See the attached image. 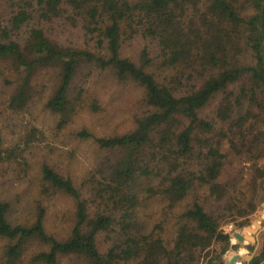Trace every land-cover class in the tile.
<instances>
[{
    "label": "trees",
    "instance_id": "obj_1",
    "mask_svg": "<svg viewBox=\"0 0 264 264\" xmlns=\"http://www.w3.org/2000/svg\"><path fill=\"white\" fill-rule=\"evenodd\" d=\"M95 70L138 91L132 126L77 130L90 166L76 178L44 160L26 218L0 196V264H211L264 188V0H0V174L32 170L38 104L68 134Z\"/></svg>",
    "mask_w": 264,
    "mask_h": 264
},
{
    "label": "rangeland",
    "instance_id": "obj_2",
    "mask_svg": "<svg viewBox=\"0 0 264 264\" xmlns=\"http://www.w3.org/2000/svg\"><path fill=\"white\" fill-rule=\"evenodd\" d=\"M87 73L86 76L81 78L79 85L85 82L89 93L85 96L73 123L70 125L69 130L65 135L54 137L51 131L53 116L38 104L32 110L33 124L36 125L43 137H40L41 148L34 149L32 158V170L26 174L19 170L15 175L0 174V196H10L15 208V216L24 219L26 215L31 213L35 208L36 200L38 198L36 186L31 184V180L26 178L27 175L37 176L38 170L44 160L57 167L64 173H71L76 178H80L85 169L90 166L89 159L92 156L93 143L89 139L77 137V130L87 129L95 135H108L112 133H119L128 130L132 126L133 114L135 111L136 101L139 97L138 91L132 86H122L113 79L107 77L105 74L100 76L98 71H93V74ZM101 79H105L101 80ZM2 87H0V96ZM97 101L98 110H94L91 105ZM1 104V101H0ZM205 116H212V107L205 111ZM17 122L15 115L10 114L7 118V125L12 126ZM9 131L15 128L7 127ZM17 130V129H16ZM13 132V131H12ZM28 188V191H26ZM46 206V202L42 203ZM70 203L64 199H55L49 206L48 227L52 232H61L68 224V210ZM264 218V188L260 191L259 207L256 213L251 217L249 224L241 227L236 226L234 221H229L223 225V228L231 234L230 251L226 256L221 254L223 247L219 248L217 252L213 253L210 258V263L214 264V259L217 255L223 256L227 262L234 254L240 253L243 257L238 264H247L244 256L250 254V250L241 244V248L236 247L239 241L234 237L235 232L245 235V233L253 235L247 231L246 227L253 226L257 229L255 222L263 223L261 218ZM261 241L246 243L257 245L258 249L254 254L250 264H264L261 257L264 245V234ZM244 252H243V251Z\"/></svg>",
    "mask_w": 264,
    "mask_h": 264
},
{
    "label": "water",
    "instance_id": "obj_3",
    "mask_svg": "<svg viewBox=\"0 0 264 264\" xmlns=\"http://www.w3.org/2000/svg\"><path fill=\"white\" fill-rule=\"evenodd\" d=\"M263 220V223L260 224L259 222H255V225L257 227V229L253 226H248L246 227V232L249 231L251 233H253V235L247 234L245 233H239V232H235L234 233V237L239 241V244L236 245V247L238 249L241 248V244H244V247L248 250H250V254L244 256V259L246 261L247 264H250V261L253 259L255 252L258 249L257 245H253L250 243H246V240H249L250 242H255V244L259 241L262 240L263 235H262V230H264V218H261ZM264 247V245L262 246ZM230 251V249L227 250H221V253L223 256H226L227 253ZM262 257V254H261ZM243 259L242 255L240 253H236L234 254L227 262L226 264H238L241 262V260Z\"/></svg>",
    "mask_w": 264,
    "mask_h": 264
}]
</instances>
